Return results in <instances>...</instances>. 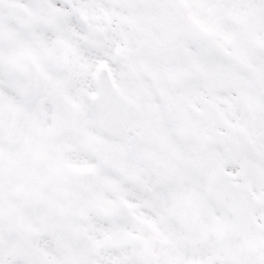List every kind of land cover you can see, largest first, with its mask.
<instances>
[{"label": "snow or ice", "instance_id": "1", "mask_svg": "<svg viewBox=\"0 0 264 264\" xmlns=\"http://www.w3.org/2000/svg\"><path fill=\"white\" fill-rule=\"evenodd\" d=\"M0 264H264V0H0Z\"/></svg>", "mask_w": 264, "mask_h": 264}]
</instances>
